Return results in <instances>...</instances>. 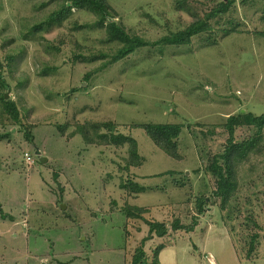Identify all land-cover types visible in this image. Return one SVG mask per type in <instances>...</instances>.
Segmentation results:
<instances>
[{
    "label": "rangeland",
    "instance_id": "rangeland-1",
    "mask_svg": "<svg viewBox=\"0 0 264 264\" xmlns=\"http://www.w3.org/2000/svg\"><path fill=\"white\" fill-rule=\"evenodd\" d=\"M182 1L106 0L114 21L147 42L184 29L220 0ZM234 1L221 23L233 22L238 31L218 32L216 44L201 35L188 45L140 48L84 81L101 61L74 62L73 53H108L114 46L104 43L101 30L73 28L92 15L73 11L62 25L24 37L58 1L0 0V82L22 122V129L0 128L6 134L0 141V264H125L147 233L141 220L126 217L130 207L146 210L148 220L190 223L196 198L208 200L212 189L209 176L194 173L199 151L221 149L226 136L219 125L229 115L264 112V0ZM100 122H113L135 140L140 166L123 168L126 146L87 144L73 134L77 125ZM144 124L181 125L180 159L132 128ZM249 134L237 130L235 137ZM167 171L184 172L187 179L159 177ZM238 176L240 209L251 211L261 227L252 259H239L234 248L236 237L247 233L239 225L244 214L231 221L234 240L211 203L193 232L153 237L144 250L163 244L159 264H264V154L242 165ZM127 180L143 192L120 189Z\"/></svg>",
    "mask_w": 264,
    "mask_h": 264
},
{
    "label": "trees",
    "instance_id": "trees-1",
    "mask_svg": "<svg viewBox=\"0 0 264 264\" xmlns=\"http://www.w3.org/2000/svg\"><path fill=\"white\" fill-rule=\"evenodd\" d=\"M58 6L54 8L49 14L42 20L41 25H33L26 36H35L37 32H41V27L48 29L52 26H60L65 22L73 11H83L92 15V20L84 23L82 26L74 23V29H86V30H101L104 33V43L114 45L108 53L103 52H88L82 54V52L73 53V61L81 62H95L101 61V64L84 75V81L88 80L93 73H97L112 64L128 57L133 52L140 48L154 47L161 44L162 46H181L188 45L191 39L195 36H203L209 40L211 45L217 43V33L221 31L222 36H227L230 33L237 32V24L227 21L221 23V19L230 14V8L235 2L234 0H220L210 7L203 17H198L184 29L172 32L168 35L161 37L155 42H147L137 35L131 34L122 24L114 21V16L111 13L110 7L106 0H56ZM184 1V0H183ZM182 1V2H183ZM241 4L251 5L252 0H238ZM185 4V2H183ZM45 3L42 5L44 6ZM179 5V4H178ZM176 5L177 7H180ZM184 7V6H181ZM187 7V8H186ZM185 9H189L186 6ZM227 25L229 27L227 28ZM225 26V27H223ZM221 28V29H220ZM264 37V32L259 33ZM212 35L214 38L212 39ZM202 39V37L200 38ZM51 50L58 51L59 48L53 44L49 47ZM6 60L11 63L13 56L8 55ZM9 63V64H10ZM50 71L49 73H51ZM4 82H0V128L6 129L8 125H17L22 129V122L20 116V110H18L15 101L4 98ZM222 127L225 140L219 151L214 154H206L200 150L201 162L199 168L194 173L203 172L212 181V189L210 191V197L198 196L195 200V215L191 217L190 223L182 224L178 218H174L170 222H159L154 220H148L143 217L146 210L141 208H127L125 215L127 218L139 219L147 227L146 235L141 238L129 260L125 264H159L158 255L164 248L163 244L155 246L150 252L144 250V244L151 240L153 237L162 238L169 232H184L189 234L194 231L197 226V219L204 214L205 207L208 203L216 206L218 212H220V219L223 224L228 226L231 237L235 240L237 231L231 224L232 220H238L241 214H244L243 220L239 225L244 228L247 233L244 236H237L235 245V252L239 255V259L250 260L257 251L259 246V230L260 226L255 221L253 214L250 212H242L239 202V176L238 171L242 165L248 163L251 158L258 154L263 153V131H264V112L260 115H254L250 112L238 111L235 115H229L219 125ZM202 127V126H201ZM132 128H140L144 134L151 140L153 145L163 152L166 156L179 160L178 154V137L180 135L181 125L179 124H144L132 126ZM23 135L30 142L33 138L29 135L28 131L23 127ZM237 130L252 131V134L246 137H235ZM79 134L85 143L98 144V145H111L115 147L126 146L127 158L125 160L126 169L127 166L138 167L142 164V157L139 156L137 150V143L129 136L117 132V126L113 122H100V123H88L77 125L73 134ZM201 136L204 137L211 133L200 131ZM264 134V133H263ZM6 134H0V141ZM261 143V145H260ZM127 165V166H126ZM179 175L181 180H186L184 172L167 171L159 175L170 176ZM56 176V175H55ZM178 187L183 186V183L176 182ZM120 189L130 191L132 194L142 193L144 188L139 184L133 183L129 180L120 184ZM247 198V197H246ZM211 200V201H210ZM247 200V199H246ZM250 200V199H248ZM210 201V202H208Z\"/></svg>",
    "mask_w": 264,
    "mask_h": 264
},
{
    "label": "water",
    "instance_id": "water-1",
    "mask_svg": "<svg viewBox=\"0 0 264 264\" xmlns=\"http://www.w3.org/2000/svg\"><path fill=\"white\" fill-rule=\"evenodd\" d=\"M4 98L6 99L7 98V96H6V94H4ZM45 158H40V162L42 163V162H45ZM41 264H44V263H41Z\"/></svg>",
    "mask_w": 264,
    "mask_h": 264
},
{
    "label": "built area",
    "instance_id": "built-area-1",
    "mask_svg": "<svg viewBox=\"0 0 264 264\" xmlns=\"http://www.w3.org/2000/svg\"><path fill=\"white\" fill-rule=\"evenodd\" d=\"M27 160H28V158H27ZM28 161H29V160H28ZM28 161H27V163H29Z\"/></svg>",
    "mask_w": 264,
    "mask_h": 264
}]
</instances>
